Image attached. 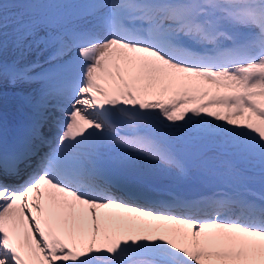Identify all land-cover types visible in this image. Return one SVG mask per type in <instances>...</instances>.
I'll return each mask as SVG.
<instances>
[{
	"label": "snow or ice",
	"instance_id": "obj_1",
	"mask_svg": "<svg viewBox=\"0 0 264 264\" xmlns=\"http://www.w3.org/2000/svg\"><path fill=\"white\" fill-rule=\"evenodd\" d=\"M0 264H264V0H0Z\"/></svg>",
	"mask_w": 264,
	"mask_h": 264
}]
</instances>
